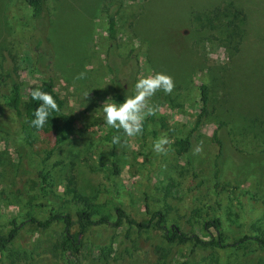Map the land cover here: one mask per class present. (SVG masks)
<instances>
[{
  "label": "rangeland",
  "instance_id": "obj_1",
  "mask_svg": "<svg viewBox=\"0 0 264 264\" xmlns=\"http://www.w3.org/2000/svg\"><path fill=\"white\" fill-rule=\"evenodd\" d=\"M107 0H46L44 26L36 49L33 35L38 27L24 0H0V64L4 49L10 51L20 70L24 99L30 87L51 74L64 112L74 122L71 139L60 145L53 157H43L26 144L16 116L0 100V232L8 234L20 224V235L8 251H0V264H159L156 246L169 248L165 232L151 227L144 231L123 224L121 228L96 226L83 236L77 255L58 250L63 225L46 230L24 223L27 214L45 220L53 212L76 213L62 201L68 176L77 188L96 202L107 203L116 220L128 216L147 222L149 211L171 207L167 223L186 232H199L200 209L221 218L230 240L256 236L264 230V182L257 174L245 181L230 171L225 186L240 187L236 193L217 185V138H228L230 152L264 151V0H110L120 1L118 38L120 85L134 94L139 78L156 72L173 77L171 94L158 91L151 99L154 122L142 134L121 136L127 146L105 139L112 129L105 124L103 103L116 99L117 86L109 72ZM222 12L213 20L199 22L196 14L212 9ZM232 8L244 11L240 43L226 39L223 26ZM46 53L49 59H42ZM83 79H76L80 73ZM209 89L208 115L191 133L193 148L202 142L203 152L192 161L170 150L173 138L161 128L159 118L185 136L195 127L200 112L199 86ZM85 92H90L87 98ZM151 131H157L153 137ZM171 140L166 154L153 151L157 138ZM234 158H227L232 164ZM195 173L203 185L188 192L186 179ZM42 174L48 176L47 183ZM192 186L196 184L189 179ZM170 188L167 191V188ZM255 192L258 200L242 190ZM41 204V206H37ZM43 204V205H42ZM155 222V221H154ZM15 223V225H14ZM174 264H264V249L252 240L248 248L256 257H245L243 247L200 249L193 244L173 246Z\"/></svg>",
  "mask_w": 264,
  "mask_h": 264
},
{
  "label": "trees",
  "instance_id": "obj_2",
  "mask_svg": "<svg viewBox=\"0 0 264 264\" xmlns=\"http://www.w3.org/2000/svg\"><path fill=\"white\" fill-rule=\"evenodd\" d=\"M25 3L31 9V15L34 19L37 27V33L33 35L36 49H40L42 45V39L39 32H42L44 26V12L46 9V0H24ZM107 12L108 23V40L109 47L107 52V65L110 74L113 77V81L117 86L116 99L119 103H122L127 95L126 89L120 85L119 79L121 74L120 57L118 55L119 38H118V14L122 7L120 1L107 0L104 5ZM222 12L219 7L212 9L204 14H196L195 19L199 22L210 21L217 17ZM232 16L226 20L223 24L226 32V39L230 43H236L237 45L243 38V30L240 24L245 20L246 15L243 10L232 8ZM41 54L42 59H49V55L46 53ZM39 87L42 91H45L53 96L56 100L59 111L52 112L49 117V122L45 124L43 129L37 130L31 126V120L34 117V111L39 106V102L35 101L30 96V89ZM27 93V99H24L22 81L20 77V70L16 59L9 50L4 49L2 53V60L0 64V100L3 106L11 111L17 118L22 132L24 134V140L28 144L34 153L43 157V161L51 159L56 153L60 145L68 142L74 134V122L72 118L64 112V101L58 95L55 89V83L51 74L47 79L42 81L39 85L30 87ZM200 90V112L195 119V127L186 136L183 133H179L174 126L167 123L164 117L159 118L161 128L168 130L173 138V143L170 150L179 156L187 155L192 161V149L193 140L191 133L195 131L196 127L204 124L208 115L209 107V89L208 86L202 84L199 86ZM155 117L153 115L146 117L143 126V138H146L148 131V124L154 122ZM0 133H8L7 128L0 124ZM153 137L157 136V131L150 132ZM124 133L122 130L117 131L111 129L106 135L105 139L112 143L113 136H122ZM228 138H217L218 155L216 158V174L215 178L217 185H222V190L233 194L240 190V187L234 186L233 183L230 186L228 184L226 173L230 171L231 174L237 178H242V181L252 174H257L260 178V184L264 182V151L258 153H244L243 151H236V154L232 156L230 152V146L228 144ZM233 157V164H227V158ZM43 181L47 183L48 176L43 175ZM189 179L195 182L192 186ZM189 179H186L188 192L192 193L196 188L203 185L202 180H198V176L193 173ZM264 184V183H263ZM169 187L167 191H169ZM244 195H249L255 200H258L257 194L249 189L242 190ZM170 192V191H169ZM64 195L62 201L66 204H72L77 208L76 213L71 212H53L45 220H37L29 213L26 216L24 223L36 224L39 229L46 230L54 224L61 223L63 229V239L58 245V250L68 255H77L80 252L82 246V237L85 236L93 227L106 226L113 229H118L127 224L131 228H136L139 231H144L152 226L158 231L165 232L161 235V238L169 244V248H165L161 245L156 246V254L159 257V264H174L175 254L172 252L173 246L193 244L195 248L200 249H227L243 247L245 249V257H256L255 250L248 248L249 243L252 240L256 243L259 249H264V230L257 226L255 233L256 236H244L239 239H232L228 236V233L223 229V221L221 218H213L209 213L204 216L200 209L193 210V217L202 218L198 231L186 232L180 229L176 225L167 223L168 212L171 207L166 205L165 211H149L151 218L147 222H137L136 220L128 217L121 216L116 220L113 219V214L107 203L96 202L94 198L83 195L77 188V182L75 176L70 175L67 177L64 184ZM43 205V204H42ZM41 206V204H37ZM155 221V222H154ZM15 225V223H14ZM23 223L14 226L8 234H2L0 232V251H8L11 249V245L15 239L20 235V229L23 227Z\"/></svg>",
  "mask_w": 264,
  "mask_h": 264
},
{
  "label": "clouds",
  "instance_id": "obj_3",
  "mask_svg": "<svg viewBox=\"0 0 264 264\" xmlns=\"http://www.w3.org/2000/svg\"><path fill=\"white\" fill-rule=\"evenodd\" d=\"M85 73H80L76 79H83ZM175 88L173 77L163 72H156L145 77L139 78L134 85V94L126 95L122 103H116L109 97L102 105L105 124L117 131L122 130L128 138L139 136L143 133V126L146 117L154 115L156 108L151 105V99L158 91H163L166 95L171 94ZM90 92H85L87 98ZM30 96L33 100L39 102V106L34 111V119L31 120V126L37 130L43 129L49 122L52 112L59 111V106L53 96L39 87L30 89ZM114 145L127 146L128 141L120 136H113ZM171 140L167 135L157 138L153 144V151L157 154H166L167 146ZM203 152L202 142L192 149L194 156Z\"/></svg>",
  "mask_w": 264,
  "mask_h": 264
}]
</instances>
